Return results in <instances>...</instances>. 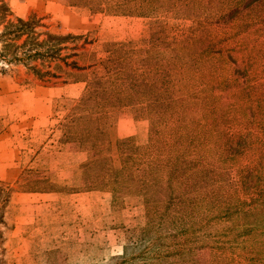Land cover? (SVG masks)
<instances>
[{"label":"trees","instance_id":"16d2710c","mask_svg":"<svg viewBox=\"0 0 264 264\" xmlns=\"http://www.w3.org/2000/svg\"><path fill=\"white\" fill-rule=\"evenodd\" d=\"M94 4V11L155 19L173 10L193 21L169 38L155 20L142 47L107 44L105 73L89 79L73 105L85 113L76 121L93 128L123 106L148 121L145 165H122L104 183L115 203L139 197L144 218L108 264H154L200 248L208 249V264H264V0ZM6 14L0 4V59L56 58L80 68L58 55L79 35L39 39L34 17ZM29 68L38 77L56 74Z\"/></svg>","mask_w":264,"mask_h":264},{"label":"rangeland","instance_id":"374dc122","mask_svg":"<svg viewBox=\"0 0 264 264\" xmlns=\"http://www.w3.org/2000/svg\"><path fill=\"white\" fill-rule=\"evenodd\" d=\"M107 1L0 0L5 19L34 17L39 39L45 33L80 36L58 51L78 70L56 58L0 59V264H108L121 253L129 231L144 223L140 198L125 196L115 203L104 183L122 165H145L147 119L133 118L132 109L123 106L93 128L76 121L85 113L73 105L87 81L105 73L101 60L107 44L142 47L155 20L167 26L169 38L193 21L173 10L157 13L156 19L92 10L95 2L105 8ZM53 63L72 75L52 69ZM31 65L55 77H38ZM128 117L145 120L146 133L141 136V126H135L134 135L117 134L113 126ZM154 264H208V249Z\"/></svg>","mask_w":264,"mask_h":264},{"label":"crops","instance_id":"0c3cea01","mask_svg":"<svg viewBox=\"0 0 264 264\" xmlns=\"http://www.w3.org/2000/svg\"><path fill=\"white\" fill-rule=\"evenodd\" d=\"M144 124H146L145 120H133L132 118L128 117L123 120L119 119L117 124H115V126L113 127L116 130L115 132L119 135H124V134L134 135L137 133V131H135V128H137L138 126H141L140 132L142 136L146 133V126Z\"/></svg>","mask_w":264,"mask_h":264}]
</instances>
